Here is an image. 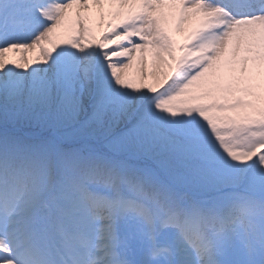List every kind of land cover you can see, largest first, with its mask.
Listing matches in <instances>:
<instances>
[{"label": "snow or ice", "instance_id": "obj_1", "mask_svg": "<svg viewBox=\"0 0 264 264\" xmlns=\"http://www.w3.org/2000/svg\"><path fill=\"white\" fill-rule=\"evenodd\" d=\"M0 264H264V0H0Z\"/></svg>", "mask_w": 264, "mask_h": 264}, {"label": "rangeland", "instance_id": "obj_2", "mask_svg": "<svg viewBox=\"0 0 264 264\" xmlns=\"http://www.w3.org/2000/svg\"><path fill=\"white\" fill-rule=\"evenodd\" d=\"M78 5L74 6L73 9L71 10V15L74 16L75 11L78 9ZM165 11L167 12L168 9H165ZM89 24L90 26L93 27L94 32H96L97 34L99 33L100 29L98 27V25L102 24V21L99 19V17L96 15V10L95 8H92L91 12H90V18H89ZM67 24L65 25L64 28L58 29L57 30V36L55 37V39H59L61 34L65 31V29L67 28ZM169 26L171 31L173 32L176 40L178 43H183L188 35L190 34V32L197 27V23L196 21H192L189 24H184L181 25L179 27V29L176 28V24H175V20L174 19H170L169 22ZM23 55L25 56L29 61L33 60L37 55H38V50H34V51H24L21 52L20 50H15V51H11V52H7L5 53V58L6 60H12L15 62H19V58L20 56ZM146 72H152L155 71V68L153 67V60L151 57H148L146 60L145 65L143 66ZM140 69H141V65L139 63H134L132 65V67H130L129 69L124 70L123 75L126 77V79L130 80V81H138L140 78ZM169 91H171V89H169ZM221 131L223 132H227L229 131V129L227 128H221Z\"/></svg>", "mask_w": 264, "mask_h": 264}]
</instances>
